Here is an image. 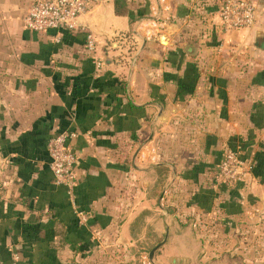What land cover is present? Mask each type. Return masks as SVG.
Returning <instances> with one entry per match:
<instances>
[{
	"label": "crops",
	"instance_id": "0c3cea01",
	"mask_svg": "<svg viewBox=\"0 0 264 264\" xmlns=\"http://www.w3.org/2000/svg\"><path fill=\"white\" fill-rule=\"evenodd\" d=\"M38 1L0 0V264H264V0L227 32L221 0H98L35 32ZM226 147L248 172L217 185Z\"/></svg>",
	"mask_w": 264,
	"mask_h": 264
},
{
	"label": "built area",
	"instance_id": "2783aa9c",
	"mask_svg": "<svg viewBox=\"0 0 264 264\" xmlns=\"http://www.w3.org/2000/svg\"><path fill=\"white\" fill-rule=\"evenodd\" d=\"M98 0H43L30 6L23 25L35 32L48 30L74 31L80 27L79 17L86 13ZM256 6L252 0H221L218 19L221 30L245 29L255 21ZM94 39L87 37L88 49L94 48ZM97 66L100 64L96 62ZM67 135L59 133L48 140L49 169L57 185L64 186L72 195L77 185L74 167L76 156L66 145ZM248 165L238 151L226 147L213 175L217 185L237 183L247 175Z\"/></svg>",
	"mask_w": 264,
	"mask_h": 264
},
{
	"label": "water",
	"instance_id": "95a60500",
	"mask_svg": "<svg viewBox=\"0 0 264 264\" xmlns=\"http://www.w3.org/2000/svg\"><path fill=\"white\" fill-rule=\"evenodd\" d=\"M188 48H192L191 46H189ZM188 51V49H186ZM138 54V53H137ZM137 56V55H136ZM135 56V58H136ZM164 243V241L160 242L158 245H156L153 249H151V251L149 252V260L151 262H153V255H154V252L155 250Z\"/></svg>",
	"mask_w": 264,
	"mask_h": 264
},
{
	"label": "rangeland",
	"instance_id": "374dc122",
	"mask_svg": "<svg viewBox=\"0 0 264 264\" xmlns=\"http://www.w3.org/2000/svg\"><path fill=\"white\" fill-rule=\"evenodd\" d=\"M185 241H186L185 239H182V240L179 239L178 240V244H181V243L185 244ZM174 244H177V243H175L174 241H171V240L168 239L167 246H171V245H174Z\"/></svg>",
	"mask_w": 264,
	"mask_h": 264
}]
</instances>
